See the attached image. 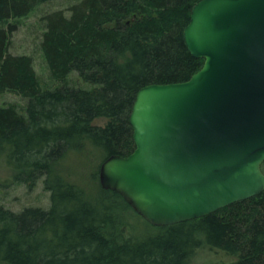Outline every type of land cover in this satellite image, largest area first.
<instances>
[{
	"label": "trees",
	"instance_id": "obj_1",
	"mask_svg": "<svg viewBox=\"0 0 264 264\" xmlns=\"http://www.w3.org/2000/svg\"><path fill=\"white\" fill-rule=\"evenodd\" d=\"M50 1L0 0V22ZM199 1L81 0L70 17L47 15L42 50L52 76L76 72L92 89L40 88L31 58L7 51L14 26L0 28V91L27 101L24 112L0 107V153L16 184L41 182L50 193L46 208L0 205L1 264H188L202 245L234 257L210 264H264V192L158 227L93 183L105 159L134 150L128 120L138 90L187 81L201 68L183 41ZM128 211L139 228L126 234Z\"/></svg>",
	"mask_w": 264,
	"mask_h": 264
},
{
	"label": "water",
	"instance_id": "obj_2",
	"mask_svg": "<svg viewBox=\"0 0 264 264\" xmlns=\"http://www.w3.org/2000/svg\"><path fill=\"white\" fill-rule=\"evenodd\" d=\"M183 41L201 68L138 90L134 150L108 157L98 173L102 189L158 227L264 192V0H200Z\"/></svg>",
	"mask_w": 264,
	"mask_h": 264
},
{
	"label": "rangeland",
	"instance_id": "obj_3",
	"mask_svg": "<svg viewBox=\"0 0 264 264\" xmlns=\"http://www.w3.org/2000/svg\"><path fill=\"white\" fill-rule=\"evenodd\" d=\"M80 2L81 0H53L37 5L23 17L0 22V28L3 29H7L10 25L14 26V30L7 37V51L12 55L31 58L34 72L42 89L52 90L62 84L82 89H92L93 87L81 80L76 72H70L63 81L52 76L42 50L43 36L47 31L45 17L58 11L64 12L66 17H70V8ZM26 103V98L15 91H0V107L13 105L20 112H24ZM93 123L102 126L106 120L96 119ZM4 159V155L0 153V205L13 212H19L26 207L46 208L49 204V194L42 188L41 182L31 189L26 185L16 184L13 180L14 171L7 167ZM96 181L93 183H99L98 174ZM122 217L127 225L125 227L126 234H128L129 228H133V230L139 228L136 225L137 222L133 221V214L130 211L123 214ZM233 259L234 257L224 252H216L206 245H202L195 251L188 264L226 263Z\"/></svg>",
	"mask_w": 264,
	"mask_h": 264
},
{
	"label": "bare ground",
	"instance_id": "obj_4",
	"mask_svg": "<svg viewBox=\"0 0 264 264\" xmlns=\"http://www.w3.org/2000/svg\"><path fill=\"white\" fill-rule=\"evenodd\" d=\"M50 194V193H49Z\"/></svg>",
	"mask_w": 264,
	"mask_h": 264
}]
</instances>
